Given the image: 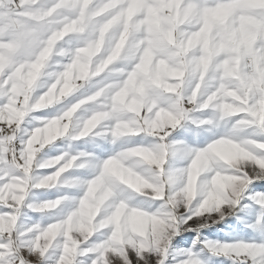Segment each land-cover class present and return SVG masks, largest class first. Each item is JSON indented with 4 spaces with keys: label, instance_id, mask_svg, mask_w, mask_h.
<instances>
[{
    "label": "snow or ice",
    "instance_id": "obj_1",
    "mask_svg": "<svg viewBox=\"0 0 264 264\" xmlns=\"http://www.w3.org/2000/svg\"><path fill=\"white\" fill-rule=\"evenodd\" d=\"M0 264H264V0H0Z\"/></svg>",
    "mask_w": 264,
    "mask_h": 264
}]
</instances>
